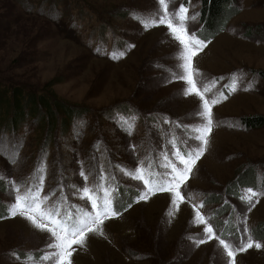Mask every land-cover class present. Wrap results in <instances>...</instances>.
I'll return each instance as SVG.
<instances>
[{"label":"rangeland","instance_id":"1","mask_svg":"<svg viewBox=\"0 0 264 264\" xmlns=\"http://www.w3.org/2000/svg\"><path fill=\"white\" fill-rule=\"evenodd\" d=\"M51 2L34 1L46 11ZM63 2L55 21L26 12L15 0H0V82L34 89L53 82L49 88L59 98L87 112L86 128L76 121L59 128L44 156L27 145L33 136L27 126L12 136L11 147L5 145L9 153L17 151L15 164L0 155V264H50L43 257L56 251L48 232L10 215L18 190L29 189H39L41 199L48 197L43 207H58L61 215H95L99 209L91 200L102 204L108 192L119 215L105 220L103 234L90 233L83 246L73 245L72 264H232L217 239L207 240L208 224L233 248L248 237L261 244L238 253L236 264H264V237L253 233L264 224V195L254 198L255 207L244 199L248 189L264 193V125L250 129L242 120L264 118V0L228 4L236 13L214 35L200 21V0H166L169 11L183 5L188 15L197 14L186 27L207 46L193 57L194 81L198 91L211 89L204 99L220 101L212 106L214 130L181 187L178 209L167 192L141 200L147 186L134 175L150 155L146 170L152 173L168 170V163L180 166L174 152L197 148L194 129L205 123L198 114L202 99L183 94L189 87L179 79L183 46L167 25L145 26L164 7L158 0ZM19 138L25 139L20 149ZM84 188L91 190L89 198ZM197 211L207 224L195 223Z\"/></svg>","mask_w":264,"mask_h":264},{"label":"snow or ice","instance_id":"2","mask_svg":"<svg viewBox=\"0 0 264 264\" xmlns=\"http://www.w3.org/2000/svg\"><path fill=\"white\" fill-rule=\"evenodd\" d=\"M168 2H171V0H168ZM158 3L164 7L163 14L152 20L150 24H145V26H154L156 24L167 25L174 39L183 46V51L180 53L184 61L183 64L180 65L183 72L179 76V79L186 81L189 85V87L184 90L183 94L187 96L195 93L202 99V111L198 114L204 119L205 123L194 129L196 133L194 139L200 142L197 148H190L183 154L179 149L174 152V156L180 166L176 163H168L165 165V168L168 170L164 172L152 173L146 169H140L136 171L134 175L137 180L147 186V192L140 196L141 200H147L149 198L148 193L155 194L156 192H167L173 194L172 203L178 209V201L184 200L181 187L186 185L197 161L204 155L210 142V135L214 130L212 106L220 101L217 99H211L210 101L209 99H204L205 93L210 92L211 89L208 86H204L203 91H198L197 84L194 81V75L198 74V70L193 67V57L197 56L199 52L207 46L206 41L197 38L195 33H189L186 27V22L188 20H195L197 14L188 15V9L183 5H181L178 10L169 11L166 0H158ZM123 55L124 53H119V56ZM232 83V91H236V81L233 80ZM221 95H223V93H221ZM224 99H227V97L225 96ZM145 175L148 176L147 179H145ZM90 192L91 190L88 188L83 189L85 198L90 197ZM247 193L244 199L251 207H255V203L253 202L255 197L264 195V193H257L252 189H248ZM47 200V196L41 199L39 189L36 191L29 189L22 194L19 193L18 190L15 196V203L10 206L9 212L13 217L17 215L23 216L36 228L46 231L51 235L55 242L50 243L49 247L56 249V251L48 253L43 257V259L49 261L50 264H72L73 253L76 251L73 245L83 246L90 233L99 232L103 234L101 226L104 224L105 220L119 215L118 212L112 210V199L107 191L103 193L102 204H98L97 199L91 200L92 208L99 209L95 215L89 212L77 213L76 215L65 212L61 215L58 207H43ZM250 210L251 208H249V211ZM195 215V223L201 225L207 224V221L199 211H197ZM101 217H103V219ZM49 224H51L52 227H49ZM204 232L207 235V240H218L222 248L226 250L227 256L231 258L232 264H236V256L238 253L245 252L253 247H262L260 243H255L251 237H248L246 242L233 248L224 240L214 236L210 224L204 228ZM206 242L207 241L204 239L198 241L199 244H204Z\"/></svg>","mask_w":264,"mask_h":264},{"label":"trees","instance_id":"3","mask_svg":"<svg viewBox=\"0 0 264 264\" xmlns=\"http://www.w3.org/2000/svg\"><path fill=\"white\" fill-rule=\"evenodd\" d=\"M15 1L26 12H37L38 14L42 13L55 21H58L59 17H61V13L59 14L58 9L60 8L62 12L64 3L63 0H52L46 11L44 6L36 7L34 3L35 0ZM234 1L235 0H200V21L203 23L204 29L211 35L218 32L223 27L225 22L230 19L234 13H236L235 8H228V4L231 2L233 3ZM233 5H235V3H233ZM71 13L72 12H66L65 15L67 16ZM69 18L72 20L71 23L75 22L73 21L72 16H69ZM52 84L53 82L46 85L42 89H34L21 84L0 82V141L2 142L0 145V155H3L6 160L8 159L7 161L9 163H16L15 154L17 148H10L11 152L9 153L5 150V145L6 147H11L9 145L13 144L10 142L12 136L25 126H27L29 131H32L33 133L31 141L27 145L30 147H36L37 153H41L42 156H44L43 154L48 151L52 140L56 138L55 134L59 128L60 130L62 128V130L65 131L68 127H72L75 121L80 122V124L84 125L86 128V109L72 106L68 102L59 98L56 93L49 88ZM120 112H122L120 117L124 116V118H126L127 111L121 109ZM242 120L245 127L250 129L259 128L264 125V118L259 115L244 116L242 117ZM30 135L31 133L29 136ZM22 138L18 139L19 143L15 141V143L18 144V148L20 143L22 145L25 143V139L23 140ZM41 158V160H43L44 157ZM146 158L150 159L151 155ZM35 160L39 161L38 158ZM41 162H44V160ZM41 162H39L40 166L43 165ZM102 172L107 173L106 169H102ZM109 176L112 177L110 174ZM100 178L101 172L94 177V180H100ZM0 182L2 181L0 180ZM112 183L114 182L112 181ZM120 191H122V189H120ZM113 202L115 201L113 200ZM260 225L261 227L259 229H255L253 232L258 239L264 237V224ZM227 226L223 232L226 231ZM226 235L227 233L222 234L223 237Z\"/></svg>","mask_w":264,"mask_h":264}]
</instances>
